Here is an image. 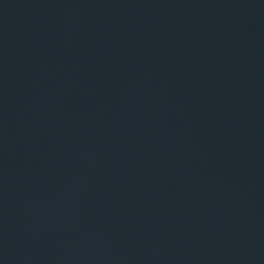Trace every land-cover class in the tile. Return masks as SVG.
Masks as SVG:
<instances>
[{
  "label": "water",
  "instance_id": "obj_1",
  "mask_svg": "<svg viewBox=\"0 0 264 264\" xmlns=\"http://www.w3.org/2000/svg\"><path fill=\"white\" fill-rule=\"evenodd\" d=\"M0 264H264V0H0Z\"/></svg>",
  "mask_w": 264,
  "mask_h": 264
}]
</instances>
